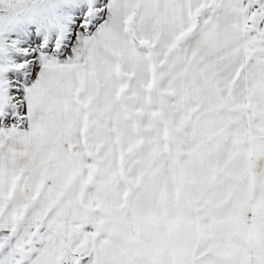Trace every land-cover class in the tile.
I'll return each instance as SVG.
<instances>
[{
  "label": "snow or ice",
  "instance_id": "snow-or-ice-1",
  "mask_svg": "<svg viewBox=\"0 0 264 264\" xmlns=\"http://www.w3.org/2000/svg\"><path fill=\"white\" fill-rule=\"evenodd\" d=\"M0 264H264V0H0Z\"/></svg>",
  "mask_w": 264,
  "mask_h": 264
}]
</instances>
